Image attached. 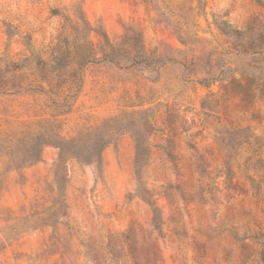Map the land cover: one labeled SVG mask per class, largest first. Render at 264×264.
<instances>
[{"label":"rangeland","instance_id":"obj_1","mask_svg":"<svg viewBox=\"0 0 264 264\" xmlns=\"http://www.w3.org/2000/svg\"><path fill=\"white\" fill-rule=\"evenodd\" d=\"M12 64L0 264H264V0H0Z\"/></svg>","mask_w":264,"mask_h":264},{"label":"trees","instance_id":"obj_2","mask_svg":"<svg viewBox=\"0 0 264 264\" xmlns=\"http://www.w3.org/2000/svg\"><path fill=\"white\" fill-rule=\"evenodd\" d=\"M18 66L16 64L7 67H0V94L9 93L8 91L14 87L9 80V71H15ZM53 70H58L53 68ZM105 123L96 127L94 133H86L80 138H64L58 133L49 131L48 134L42 133L41 144L54 143L60 149V158L65 155L74 156L84 161L98 160L100 153L107 142H110V136L113 131L105 130ZM118 132V131H117ZM41 148L31 159L36 160L39 157Z\"/></svg>","mask_w":264,"mask_h":264}]
</instances>
